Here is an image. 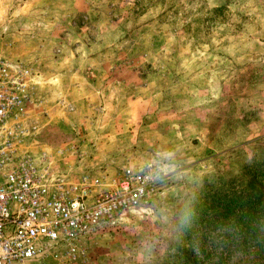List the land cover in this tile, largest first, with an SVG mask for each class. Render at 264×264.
<instances>
[{"label": "rangeland", "instance_id": "374dc122", "mask_svg": "<svg viewBox=\"0 0 264 264\" xmlns=\"http://www.w3.org/2000/svg\"><path fill=\"white\" fill-rule=\"evenodd\" d=\"M0 55L61 173L153 181L76 264H264V0H0Z\"/></svg>", "mask_w": 264, "mask_h": 264}, {"label": "built area", "instance_id": "2783aa9c", "mask_svg": "<svg viewBox=\"0 0 264 264\" xmlns=\"http://www.w3.org/2000/svg\"><path fill=\"white\" fill-rule=\"evenodd\" d=\"M30 84L24 65L0 55V264H76L155 187L132 167L108 177L61 173L48 148L27 141L38 128L27 122Z\"/></svg>", "mask_w": 264, "mask_h": 264}, {"label": "crops", "instance_id": "0c3cea01", "mask_svg": "<svg viewBox=\"0 0 264 264\" xmlns=\"http://www.w3.org/2000/svg\"><path fill=\"white\" fill-rule=\"evenodd\" d=\"M77 88H78V90H80V84H78ZM82 90H85V87L83 85H81V91ZM83 97H84V95H83Z\"/></svg>", "mask_w": 264, "mask_h": 264}]
</instances>
